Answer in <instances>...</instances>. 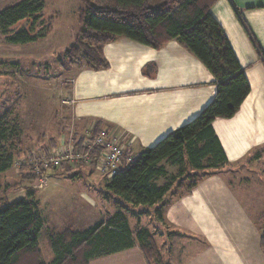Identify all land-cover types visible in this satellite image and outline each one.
Instances as JSON below:
<instances>
[{
	"label": "crops",
	"instance_id": "1",
	"mask_svg": "<svg viewBox=\"0 0 264 264\" xmlns=\"http://www.w3.org/2000/svg\"><path fill=\"white\" fill-rule=\"evenodd\" d=\"M209 12L222 28L250 91L232 118L211 124L226 162L204 170L191 189L183 183L164 208L163 222L153 239L164 264H264V227L248 210L243 185L257 169L264 173V0H216ZM102 51L107 69L72 65L62 75L70 81L64 92L72 104H59L54 117L64 124L68 109L80 135L106 132L139 156L197 117L215 97L214 77L176 40L153 49L118 38ZM62 135L49 139L47 145H56L53 141L59 142ZM47 145L45 149L50 150ZM9 170L0 175V181ZM178 170V166H166L169 175ZM44 185L45 180L37 189ZM131 218L127 215L134 230ZM133 248L92 259L90 264L96 259L131 258L133 264H145L139 249Z\"/></svg>",
	"mask_w": 264,
	"mask_h": 264
},
{
	"label": "trees",
	"instance_id": "2",
	"mask_svg": "<svg viewBox=\"0 0 264 264\" xmlns=\"http://www.w3.org/2000/svg\"><path fill=\"white\" fill-rule=\"evenodd\" d=\"M78 1L81 5L77 11L80 29L73 44L63 52L64 68L80 65L93 71L107 69L102 48L118 38L153 49L176 40L214 77L216 93L197 117L145 149L134 163L111 177L102 174L106 183L101 196L113 203L116 212L86 230L68 228L50 238L54 255L51 264H90L92 259L132 249L135 243L146 263L164 264L150 231L138 226L140 217L148 215L163 222L164 208L184 182L191 189L204 176V170L226 162L211 124L215 119L232 118L250 87L222 28L210 15V7L216 0ZM43 7L42 0H24L3 9L0 12L1 34L8 35L12 26L26 19H31L33 26ZM50 31L49 26L47 33ZM8 40L12 44H28L37 39L22 30ZM8 116L6 112L0 117V175L14 162L13 150L7 147L10 139ZM84 138V134L76 131L71 135L75 152L84 151ZM42 150L46 155L52 153L45 148ZM100 160L101 150L95 149L88 165L80 163L55 171H75L69 176L72 179L84 168L98 172L96 164ZM166 166H178V173L169 175ZM48 172L53 171L44 172L45 178ZM35 179L30 173L22 175L15 186L25 184L29 187ZM159 179L162 184L157 183ZM34 197L35 194L28 190L24 198L11 203L5 199L2 203L0 264H44L38 243L44 221ZM127 215L136 219L134 230L129 228ZM261 246L264 250V233Z\"/></svg>",
	"mask_w": 264,
	"mask_h": 264
},
{
	"label": "rangeland",
	"instance_id": "3",
	"mask_svg": "<svg viewBox=\"0 0 264 264\" xmlns=\"http://www.w3.org/2000/svg\"><path fill=\"white\" fill-rule=\"evenodd\" d=\"M22 1L24 0H0V12ZM42 1L44 7L33 26L32 20L26 19L12 26L8 35L0 32V117L9 112L10 139L7 147L11 146L14 153L13 165L0 181V208L4 206L2 203L5 199L11 203L26 195L28 190L35 194L34 199L39 203V212L44 221L38 237L39 248L44 264H51L54 255L50 238L68 228L74 231L91 228L106 220L110 211L116 207L101 196L106 178L87 168L72 179L69 176L75 171L48 172L42 190L34 187L38 183L36 179L30 184L33 187L25 184L15 186L22 175H32L27 164L17 169L15 162L26 159L30 152L43 151L42 148L49 144V139H56L64 132L59 142L53 141L56 145H47L50 152H53L64 140L71 139L70 136L77 127V122L69 116L68 109L64 115L65 125L57 123L54 109L58 110L63 100H70L66 94L70 81L62 78L63 73L68 70L62 66V60L64 50L73 44L80 29L77 11L81 5L78 0ZM49 26L52 31L47 33ZM22 30H27L38 40L35 43L12 44L9 37ZM65 107L68 105L65 104ZM58 130L59 135L56 134ZM260 164L262 163L258 165ZM247 178L249 182L243 183L249 197L244 198L247 208L258 226L264 227V173L257 169ZM140 219L137 225L148 229L152 236H157L158 224L162 222L148 215L141 216ZM130 221L136 224L135 218ZM134 248L139 249L137 244ZM143 261L148 264L144 259ZM106 263L133 264V261L131 258L130 261L124 259L104 262V259H96L91 262Z\"/></svg>",
	"mask_w": 264,
	"mask_h": 264
},
{
	"label": "built area",
	"instance_id": "4",
	"mask_svg": "<svg viewBox=\"0 0 264 264\" xmlns=\"http://www.w3.org/2000/svg\"><path fill=\"white\" fill-rule=\"evenodd\" d=\"M62 104L69 106L72 101L63 100ZM84 137L82 145L84 151L81 153L75 152L71 139H67L49 155L39 150L30 152L26 159L15 162L17 169L27 164L28 168L31 169L30 172L38 182L34 187L41 188L45 180L44 172L55 171L64 166H75L80 163L88 165L91 152L95 149L101 150V160L96 164V170L107 177H111L119 170L128 167L138 157L129 147L123 145L117 137L109 136L106 132H100L97 135L86 132Z\"/></svg>",
	"mask_w": 264,
	"mask_h": 264
}]
</instances>
